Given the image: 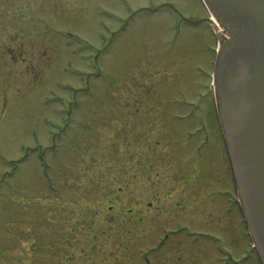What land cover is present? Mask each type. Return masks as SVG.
<instances>
[{"label": "rangeland", "instance_id": "374dc122", "mask_svg": "<svg viewBox=\"0 0 264 264\" xmlns=\"http://www.w3.org/2000/svg\"><path fill=\"white\" fill-rule=\"evenodd\" d=\"M207 18L200 0H0V264H221L211 236L260 264L218 194Z\"/></svg>", "mask_w": 264, "mask_h": 264}, {"label": "water", "instance_id": "95a60500", "mask_svg": "<svg viewBox=\"0 0 264 264\" xmlns=\"http://www.w3.org/2000/svg\"><path fill=\"white\" fill-rule=\"evenodd\" d=\"M222 28L217 117L244 217L264 264V0H203Z\"/></svg>", "mask_w": 264, "mask_h": 264}]
</instances>
